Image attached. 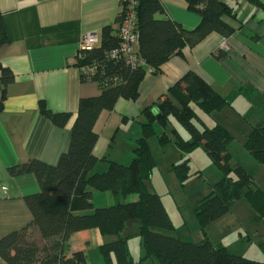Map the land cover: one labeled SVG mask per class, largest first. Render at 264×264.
<instances>
[{
    "label": "trees",
    "instance_id": "obj_1",
    "mask_svg": "<svg viewBox=\"0 0 264 264\" xmlns=\"http://www.w3.org/2000/svg\"><path fill=\"white\" fill-rule=\"evenodd\" d=\"M247 1L264 9L260 0ZM186 2L201 19L192 30L169 18L159 0H136L135 26L139 45L135 53L144 63L132 66L125 56L111 55L120 43L118 25L122 11L113 24L102 28L96 46L78 50L74 63L80 68L81 81L95 82L99 93L79 99L68 149L55 164L29 159L8 168L12 176L33 174L39 191L24 197L31 221L0 238V258L6 264H87L82 249L68 253L65 244L74 233L90 229L114 237L101 245V251L105 256L113 252L116 264H145L147 261L151 264H264V261L231 254L220 242L212 243L207 238L200 243L190 242L160 231L169 228L170 222L159 196L145 184L153 164L148 139L156 136L162 145L171 141L165 128L170 116L188 134L182 137L176 132L173 137L180 152L188 154L201 147L225 174L231 171L226 156L230 132L216 121L213 127H207L193 106L204 114L213 115L225 107L226 101L195 73L187 72L166 94L142 110L145 122L129 164L110 161L105 171L91 172L97 161L92 153L97 140L93 126L101 111L112 110L120 98L136 100L146 67L157 75L161 65L179 54L183 47H193L212 32L223 38L233 32L223 20L232 8L222 0ZM162 14L164 16L160 17ZM7 42L0 14V47ZM223 54L219 51L215 56L221 58ZM0 70L3 100L5 87L13 76L1 65ZM39 111L58 127H64L71 117L68 112L50 111L42 102ZM243 146L264 164V120L252 126ZM175 169L181 179L188 177L186 161ZM233 170L235 178H223L213 185L210 195L195 208L201 229L227 212L240 197L264 217V188L242 168L237 166ZM92 189L109 192L112 203L94 207ZM130 194L136 197L132 201H122ZM127 226H137L136 235L143 249V254L137 258L128 247L131 232L126 231ZM260 247L264 250V241Z\"/></svg>",
    "mask_w": 264,
    "mask_h": 264
},
{
    "label": "crops",
    "instance_id": "obj_2",
    "mask_svg": "<svg viewBox=\"0 0 264 264\" xmlns=\"http://www.w3.org/2000/svg\"><path fill=\"white\" fill-rule=\"evenodd\" d=\"M159 1L165 14L185 29L192 30L200 23V16L188 8L186 0ZM222 1L232 8L223 16L233 28L229 36L212 32L193 47H183L161 65L157 75L146 67L136 100L120 98L112 110L100 112L93 126L97 140L92 153L97 161L91 172L105 171L110 161H131L145 122L142 110L187 72L198 75L226 101L225 107L213 114L214 122L226 129L244 122L243 113H262L264 9L247 0ZM121 11L117 0H0L8 38L0 47V65L13 76L1 100L0 70V238L31 221L24 197L39 191L33 174L12 176L8 168L29 159L53 165L67 151L79 99L99 93L95 82L81 81L80 68L74 63L81 37L84 33L100 34ZM222 39L226 49L220 47ZM219 51L224 54L216 58ZM41 102L52 112L70 113L67 124L54 125L39 111ZM262 120L264 116L250 123ZM91 191L94 207L112 203L109 192ZM96 198L100 202H95ZM205 238L213 241L207 235ZM89 239L90 230L74 233L65 244L66 252L81 249L80 243ZM0 264L6 263L0 258Z\"/></svg>",
    "mask_w": 264,
    "mask_h": 264
},
{
    "label": "rangeland",
    "instance_id": "obj_3",
    "mask_svg": "<svg viewBox=\"0 0 264 264\" xmlns=\"http://www.w3.org/2000/svg\"><path fill=\"white\" fill-rule=\"evenodd\" d=\"M193 106L202 122L207 127H213V115L204 114L196 105ZM261 112L243 113L240 116L245 117L244 122L229 125L230 142L226 156L231 171L228 174H225L201 147L188 154L177 149L173 141L176 132L182 137H187L188 134L175 118L170 116L165 124L166 131L172 138L169 143L162 145L156 136H152L148 143L153 164L150 178L146 179L145 184L148 190L159 196L168 215L170 227L160 229L163 234L190 242L203 240L207 235L212 238V242H221L231 254L264 261V250L260 247L264 241V217H260L244 197H240L227 212L204 229H201L195 214V208L210 195L213 185L223 178H235L233 169L237 166L248 173L258 186L264 188V164L258 162L243 146L253 126L251 123L264 116V108ZM184 161L188 177L181 179L175 167ZM129 162L123 164L127 165ZM135 197V194H130L122 201H132ZM94 200L100 202L97 198ZM126 231L131 232L128 247L137 258L143 254L139 237L136 235L137 226H127ZM113 239L112 236H103L98 229H90V239L87 243H80L86 263L116 264L113 252L105 256L101 251V245ZM145 264L151 263L147 261Z\"/></svg>",
    "mask_w": 264,
    "mask_h": 264
},
{
    "label": "built area",
    "instance_id": "obj_4",
    "mask_svg": "<svg viewBox=\"0 0 264 264\" xmlns=\"http://www.w3.org/2000/svg\"><path fill=\"white\" fill-rule=\"evenodd\" d=\"M122 8V20L118 25V36L120 38L119 46L111 52L112 56L121 54L125 56L127 63L132 66L136 63H144V60L135 53L139 45V33L135 26V7L136 0H117ZM99 43V34L84 33L82 35L79 49H91ZM221 49H226V44L222 39L220 41Z\"/></svg>",
    "mask_w": 264,
    "mask_h": 264
}]
</instances>
